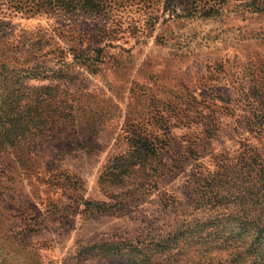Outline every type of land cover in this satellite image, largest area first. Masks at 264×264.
Listing matches in <instances>:
<instances>
[{
    "label": "rangeland",
    "instance_id": "rangeland-1",
    "mask_svg": "<svg viewBox=\"0 0 264 264\" xmlns=\"http://www.w3.org/2000/svg\"><path fill=\"white\" fill-rule=\"evenodd\" d=\"M100 1V13L32 16L30 0H0V38L46 35L34 61L72 66V89L108 120L98 149L55 155L30 178L5 172L0 264H264V11ZM134 133L154 154L102 186Z\"/></svg>",
    "mask_w": 264,
    "mask_h": 264
},
{
    "label": "trees",
    "instance_id": "trees-1",
    "mask_svg": "<svg viewBox=\"0 0 264 264\" xmlns=\"http://www.w3.org/2000/svg\"><path fill=\"white\" fill-rule=\"evenodd\" d=\"M209 1L210 7L204 8L211 9L204 10L202 17L215 13V8H222L227 0ZM30 2L34 6L27 10V14L32 16L44 9L100 13L102 8L100 0ZM244 7L262 12L264 0H250L244 3ZM15 9L22 11L23 8L18 5ZM51 41L46 40V35L40 32L26 31L0 38V187L3 185L2 177L7 175L5 172H10V175L12 170L19 169L30 178L55 155L60 157L78 150L89 152L98 149L95 138L108 121L105 114L94 107L97 104L96 96L84 92L80 87L72 89L80 78L71 72L72 66L62 59L51 68L34 61ZM78 58L81 57L75 59ZM82 58L86 61L87 57ZM21 60L23 63L19 64ZM44 81L50 83L31 85L32 82ZM82 135L84 140H80ZM128 139L129 154L117 156L108 163L100 178L102 186L109 179L117 182L130 178L138 172L135 171L137 166L143 167L148 154H154V144L147 138L134 133ZM36 177L40 179L39 174ZM259 232L264 233V227L261 226ZM94 248L97 247L91 249Z\"/></svg>",
    "mask_w": 264,
    "mask_h": 264
}]
</instances>
